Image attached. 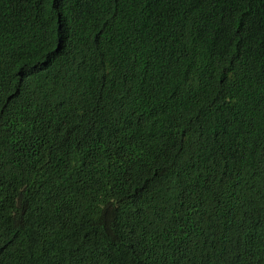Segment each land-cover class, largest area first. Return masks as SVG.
<instances>
[{"label":"trees","instance_id":"trees-1","mask_svg":"<svg viewBox=\"0 0 264 264\" xmlns=\"http://www.w3.org/2000/svg\"><path fill=\"white\" fill-rule=\"evenodd\" d=\"M0 264H264V0H0Z\"/></svg>","mask_w":264,"mask_h":264}]
</instances>
